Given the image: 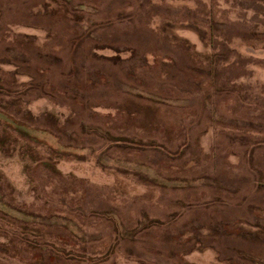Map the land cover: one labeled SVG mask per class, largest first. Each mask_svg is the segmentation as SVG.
I'll return each instance as SVG.
<instances>
[{"label": "rangeland", "instance_id": "374dc122", "mask_svg": "<svg viewBox=\"0 0 264 264\" xmlns=\"http://www.w3.org/2000/svg\"><path fill=\"white\" fill-rule=\"evenodd\" d=\"M262 14L0 0V264H264Z\"/></svg>", "mask_w": 264, "mask_h": 264}, {"label": "trees", "instance_id": "16d2710c", "mask_svg": "<svg viewBox=\"0 0 264 264\" xmlns=\"http://www.w3.org/2000/svg\"><path fill=\"white\" fill-rule=\"evenodd\" d=\"M262 15H264V14H262ZM262 33L264 35V32H262ZM2 90H4V87L0 86V94L2 93ZM7 91L9 92V89ZM0 113L4 114L3 112H1V110H0ZM5 127H7V126L5 125ZM0 141L5 142L4 139H2V138H0ZM0 211H3V209H0Z\"/></svg>", "mask_w": 264, "mask_h": 264}]
</instances>
